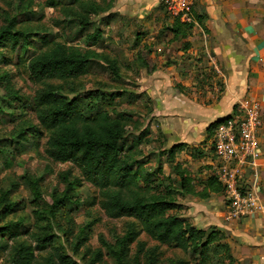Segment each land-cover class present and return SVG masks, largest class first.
Returning a JSON list of instances; mask_svg holds the SVG:
<instances>
[{
  "label": "rangeland",
  "instance_id": "1",
  "mask_svg": "<svg viewBox=\"0 0 264 264\" xmlns=\"http://www.w3.org/2000/svg\"><path fill=\"white\" fill-rule=\"evenodd\" d=\"M72 2L0 0V29L14 20V31L20 33L16 43L9 38L0 46V150H3L0 152V228L12 223L19 224L18 235L4 233L0 236V264H12L13 249L20 242L33 249L34 260L31 264H45L47 261L48 264H64L57 254L65 256L68 264H116L104 244H115L123 236L133 238L128 244L129 259L138 255L140 264H148L146 253L150 252L154 255V264H236L227 258L225 249L219 245L225 243L230 246V237L225 233L205 253L198 255L157 243L131 218L106 216L100 206V192L82 178L77 165L71 161L55 162L46 155L45 144L50 132L37 120V112L42 105L36 98L44 86L30 80L27 62L56 41L85 50L89 44L84 36L100 28L104 39L90 48L116 59L119 77L114 76L106 64L99 61L91 64L87 74L72 83H49L61 84L64 87L63 94L67 98H77L84 113L89 112L86 107L88 91L96 94L100 92L108 97L110 93L115 96L116 93L122 94L114 96V101L104 97L101 104H94L92 114L103 108L113 118L126 113L137 121H123L125 136L120 143L122 155L128 157L138 174L137 192L146 196L159 192L173 198L182 204L177 214L207 232L216 228L210 224H217L224 219V192L210 193L207 199H200L186 195L180 187L181 179L184 178L188 189L207 191L206 178L213 175V164H217L211 139L198 146L203 152L202 156L192 157L190 149L186 151L184 148L169 154L170 146L159 135V128L151 117L153 103L145 94H137L140 80L149 73L134 71L135 67L131 63L134 56L129 41L133 40L137 30H144L149 36L158 34L167 38L172 18L158 1V6L150 11L144 27L134 26L133 32L130 31L133 29L131 26L126 28L130 32H127L126 39L115 19L107 20L104 17L106 15H90L91 26L86 29L79 27L74 17L65 16L69 8L78 11L77 2ZM150 19L153 25L148 27L147 21ZM24 39L27 44L21 48ZM148 42L146 40L140 44V40L138 46L144 45L150 49ZM181 43L177 41L179 48ZM147 55L145 53L142 56L145 59ZM203 74L209 77L213 73L206 71ZM203 83V87H198L201 92L207 90L205 87H208L209 82ZM146 177L149 178L147 182L144 181ZM62 195L67 197L63 204L58 209H52V201ZM124 195L129 198L132 191H126ZM5 200L14 204L13 210L6 215L1 209ZM43 235H50L52 242L40 246L36 240ZM97 251L101 252V261L96 260Z\"/></svg>",
  "mask_w": 264,
  "mask_h": 264
},
{
  "label": "trees",
  "instance_id": "2",
  "mask_svg": "<svg viewBox=\"0 0 264 264\" xmlns=\"http://www.w3.org/2000/svg\"><path fill=\"white\" fill-rule=\"evenodd\" d=\"M78 4V11L66 10V17H74L81 28H89L92 21L90 15L112 16L114 0L81 1L75 0ZM74 2V0H73ZM72 2V3H73ZM199 20V17H197ZM189 24L181 23L174 19L169 30L175 35L189 32ZM19 32L14 31V20H10L5 28L0 29V46H3L9 38L17 42ZM102 30L93 29L84 38L89 48L82 50L77 46H71L63 42H52L51 46L33 55L27 62L29 78L32 82L43 85V89L37 93L36 98L42 105L37 112V120L41 126L50 133L46 140V155L55 162H74L80 170L84 180L97 188L102 196L100 203L106 216L110 218H131L139 223L142 231L152 240L161 245L175 246L183 252L202 255L216 239L224 236V232L218 228H211L210 232L196 227L188 219L177 214L182 209V204L173 198L162 193H153L150 196L141 195L137 192V172L133 170V165L128 157L123 156L120 143L124 139V122H137L126 113H120L113 118L111 113L103 109L93 112L94 104H101L104 99L102 93L88 91L86 107L88 113L80 109L79 100L75 97L67 98L63 94L64 87L61 84L49 83L50 81H60L61 83L73 81L87 74L91 64L102 61L110 72L119 77V67L116 59H112L90 47L97 45L102 39ZM26 39L21 43V48L26 45ZM202 80V79H201ZM200 80V81H201ZM180 92L189 95L184 87L178 85ZM122 94L110 93L108 100L114 101V96ZM112 103V101H111ZM95 105V107H97ZM238 105L233 106V112L208 125L206 128V139L204 144L211 139L217 125L235 113ZM23 134V133H22ZM21 135V134H20ZM184 148L189 150L192 157H199L203 152L198 147H187L185 144L172 145L169 154L174 150ZM3 150H0L2 152ZM145 178V182L148 181ZM181 189L183 193L200 199H207L210 193H220L224 187L218 182L214 175L206 178V192L190 190L184 178L181 179ZM134 189V190H132ZM132 191V195L127 198L126 191ZM37 196L38 193H36ZM67 197L62 195L52 201V209H58ZM13 203L2 202L3 214L12 211ZM54 211V210H53ZM50 213L52 210L50 209ZM211 227V226H210ZM215 227V226H214ZM19 224L12 223L0 228V236L4 233L19 234ZM226 235V234H225ZM134 237V236H132ZM133 239L123 236L115 244H104L108 254L114 259L116 264H140L138 255L129 259L128 244ZM40 246L52 242L50 235H43L37 238ZM227 253V258L236 263L228 244H219ZM61 263L68 264L66 257L57 254ZM97 261H101V252L95 253ZM147 263L154 264L152 252L146 253ZM34 260L33 249L20 242L14 247L11 255L12 264H31ZM48 262V261H47ZM45 264H48V263ZM50 264V263H49Z\"/></svg>",
  "mask_w": 264,
  "mask_h": 264
},
{
  "label": "crops",
  "instance_id": "3",
  "mask_svg": "<svg viewBox=\"0 0 264 264\" xmlns=\"http://www.w3.org/2000/svg\"><path fill=\"white\" fill-rule=\"evenodd\" d=\"M158 1L114 0L112 16H102L115 19L122 28L121 34L128 39L130 32L126 28L131 26L133 32L134 26L144 27ZM192 2L194 24H189L191 29L184 35H175L170 30L167 38L146 35L144 30L134 32L133 40L129 41L134 56L132 66L134 71L149 73L140 80L137 94H145L153 103L151 117L170 147L202 146L210 123L230 115L235 104L239 107L258 101L259 154L254 162L243 166L242 180L264 203V0ZM152 21H147L148 27L153 25ZM140 40V44L149 40L150 49L139 47ZM177 41L182 42L180 48ZM145 53L148 55L144 59ZM206 71L213 74L205 77ZM203 81L209 82L211 88L205 87L207 90L201 92ZM178 85L189 95L180 92ZM210 225L230 237L236 264H264V212L231 222L221 219Z\"/></svg>",
  "mask_w": 264,
  "mask_h": 264
},
{
  "label": "built area",
  "instance_id": "4",
  "mask_svg": "<svg viewBox=\"0 0 264 264\" xmlns=\"http://www.w3.org/2000/svg\"><path fill=\"white\" fill-rule=\"evenodd\" d=\"M165 13L179 22L194 24L192 0H159ZM261 125V105L258 101L241 104L237 113L220 122L211 137L217 164L213 175L224 187L226 211L224 220L231 222L256 212H264L259 195L243 183V166L258 158L257 131Z\"/></svg>",
  "mask_w": 264,
  "mask_h": 264
}]
</instances>
